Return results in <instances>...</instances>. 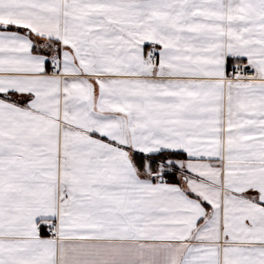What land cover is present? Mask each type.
<instances>
[{"label": "snow or ice", "instance_id": "6c2138e0", "mask_svg": "<svg viewBox=\"0 0 264 264\" xmlns=\"http://www.w3.org/2000/svg\"><path fill=\"white\" fill-rule=\"evenodd\" d=\"M0 264H264V0H0Z\"/></svg>", "mask_w": 264, "mask_h": 264}]
</instances>
